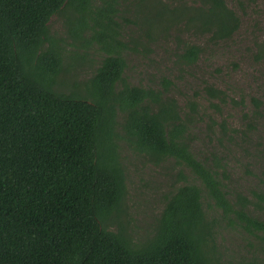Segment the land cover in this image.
Segmentation results:
<instances>
[{
    "label": "trees",
    "instance_id": "1",
    "mask_svg": "<svg viewBox=\"0 0 264 264\" xmlns=\"http://www.w3.org/2000/svg\"><path fill=\"white\" fill-rule=\"evenodd\" d=\"M119 1L0 0V264H225L204 199L224 215L235 212L264 240V223L235 211L217 171L191 152L186 121L175 100L163 94L170 81L162 79L161 91L124 82ZM181 2L177 16L187 13L200 33L228 38L238 27V16L224 0ZM141 11L150 33L160 13L156 7ZM58 14L69 41L49 31L51 16ZM66 45H96L104 52L84 84L87 94L55 88ZM198 53L190 44L182 56L191 63ZM207 92L216 97L221 91ZM194 107L191 102L189 110ZM121 141L156 162L187 168L199 182L165 194L141 242L134 241L122 217Z\"/></svg>",
    "mask_w": 264,
    "mask_h": 264
},
{
    "label": "rangeland",
    "instance_id": "2",
    "mask_svg": "<svg viewBox=\"0 0 264 264\" xmlns=\"http://www.w3.org/2000/svg\"><path fill=\"white\" fill-rule=\"evenodd\" d=\"M181 1H119L116 20L126 45L122 53L124 82L161 91L162 79L170 81L163 94L175 100L181 119L186 121L191 152L217 171L225 198L235 211L243 210L264 223V0H224L239 19L237 29L228 38L196 31L186 19L187 13L177 16ZM160 3L174 11L170 14L161 10ZM144 6L156 7L160 13L150 22L151 26L158 25L150 33L141 11ZM48 28L55 37L69 41L62 15L51 16ZM190 44L198 46L199 53L194 62L187 63L182 54ZM103 56L96 45H66L55 88L87 94L84 84ZM208 87L221 92L212 97ZM254 100L259 101L258 106ZM191 102L195 103L193 111L189 110ZM120 159L126 188L122 217L134 241L141 242L154 226L165 194L185 182H199L187 168L171 160L156 162L123 141ZM179 172L185 174L184 179ZM203 207L206 219L213 224L215 249L223 263H264L262 232L246 226L235 212L224 215L211 200L204 199ZM109 228L115 225L110 223Z\"/></svg>",
    "mask_w": 264,
    "mask_h": 264
}]
</instances>
